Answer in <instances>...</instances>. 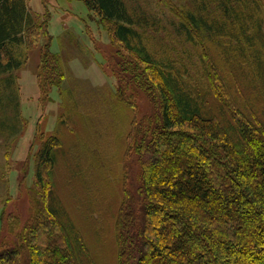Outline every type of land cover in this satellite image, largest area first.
<instances>
[{"label":"trees","instance_id":"trees-1","mask_svg":"<svg viewBox=\"0 0 264 264\" xmlns=\"http://www.w3.org/2000/svg\"><path fill=\"white\" fill-rule=\"evenodd\" d=\"M83 1L124 51L112 62L121 102L124 82L145 90L155 107L132 132L129 147L142 160L140 184L134 195L123 191L115 214L114 263L264 264L261 1L225 0V23L183 18L192 38L197 30L235 43L208 60L206 86L147 50L123 0ZM50 18L47 13L37 22L26 0H0V74L10 73L13 81L28 49L46 39L37 73L44 98L54 88L62 94L66 76L50 50ZM63 146L60 138H48L37 153L31 214L14 242L1 243L0 264H98L56 190Z\"/></svg>","mask_w":264,"mask_h":264},{"label":"rangeland","instance_id":"rangeland-1","mask_svg":"<svg viewBox=\"0 0 264 264\" xmlns=\"http://www.w3.org/2000/svg\"><path fill=\"white\" fill-rule=\"evenodd\" d=\"M26 1L37 22L51 14L50 50L61 59L66 76L62 94L54 88L42 97L37 73L46 39L28 49L27 62L14 70L13 81L10 73L0 74V245L14 242L19 226L28 221L32 192L37 190L36 155L48 138L58 137L64 145L54 176L58 196L70 209L94 261L115 264V214L123 191L134 195L140 184L142 160L129 147L132 132L155 107L145 90L124 82L121 102L112 62L124 51L109 41L108 25L83 0ZM123 2L147 50L182 68L193 84L206 86L208 60L235 46L228 37L210 32L201 37L193 30L192 38L183 25L186 14L209 25L227 22L225 0ZM217 42L223 48L218 49ZM19 50L26 51L24 46Z\"/></svg>","mask_w":264,"mask_h":264}]
</instances>
